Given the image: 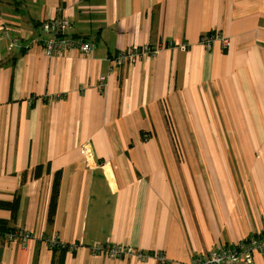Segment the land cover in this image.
Wrapping results in <instances>:
<instances>
[{"label": "crops", "instance_id": "0c3cea01", "mask_svg": "<svg viewBox=\"0 0 264 264\" xmlns=\"http://www.w3.org/2000/svg\"><path fill=\"white\" fill-rule=\"evenodd\" d=\"M58 17L91 57L47 54L41 23ZM215 32L228 49L203 44ZM168 43L99 90L113 55ZM208 115L222 126L204 135ZM176 139L197 166L177 163ZM262 234L264 0H0V264H161L109 246L190 264Z\"/></svg>", "mask_w": 264, "mask_h": 264}, {"label": "built area", "instance_id": "2783aa9c", "mask_svg": "<svg viewBox=\"0 0 264 264\" xmlns=\"http://www.w3.org/2000/svg\"><path fill=\"white\" fill-rule=\"evenodd\" d=\"M71 27L70 21L66 17H58L51 20H46L41 25V31L43 34L47 35V39H43L42 43L46 49V52L49 56L55 57L59 54H65L74 49H78L81 54L86 57H91L95 45L93 43L85 42L82 39H76L71 34L69 30ZM80 38V37H79ZM220 42L224 49L230 47V39L225 37L221 32H215L203 39V44L207 49H211L214 42ZM18 39H12L10 43V48L18 46ZM176 45L168 43L166 45H160L157 47H152L150 45H145L140 48H130L124 51L118 52L116 55H113L109 58V69L108 74H113L115 71L123 68L126 64L137 63L141 61L144 57L156 56L164 48L174 49ZM181 50L187 48L186 44L178 45ZM108 76L101 75L98 79V88L99 90H105L107 87ZM81 154L86 158L90 159L93 157V152L91 148H84L81 151ZM9 241H18L20 243H27L32 240V236L25 230H17L13 233L7 235ZM51 248H60L65 249L68 246L64 243L54 239L50 242ZM107 252L113 258L115 257H124L131 255H138L141 259H146L148 255L143 252H136L130 247L126 246H109ZM260 253L264 255V234L251 237L248 240L241 242L238 245H224L218 247L215 251L203 255L194 256L190 261V264H235L237 262L245 264H254L253 263V254ZM155 258L161 264H166L165 257L162 254H154L150 256Z\"/></svg>", "mask_w": 264, "mask_h": 264}, {"label": "rangeland", "instance_id": "374dc122", "mask_svg": "<svg viewBox=\"0 0 264 264\" xmlns=\"http://www.w3.org/2000/svg\"><path fill=\"white\" fill-rule=\"evenodd\" d=\"M208 122L205 123V125H203V134H207V131H209L210 134L212 133H216L218 130L221 129V124L215 122V117L214 115L209 116L208 115ZM191 131H189L190 133ZM173 142V144H172ZM226 145L230 144V141H223ZM210 143H214L213 139H210ZM173 145L176 147V150L180 151L181 153H183L182 156H179L177 154H175L176 157V161L179 164H188L190 167L193 166H197L198 164V155H197V148L196 146L193 144L192 140H184V139H176L171 141V146L174 149ZM84 146V145H83ZM175 152V151H174ZM225 152V162L228 161L230 162V156L227 155V151L226 149L224 150ZM231 166L226 164L225 168H224V181H228L229 183L233 182V174L231 172Z\"/></svg>", "mask_w": 264, "mask_h": 264}, {"label": "trees", "instance_id": "16d2710c", "mask_svg": "<svg viewBox=\"0 0 264 264\" xmlns=\"http://www.w3.org/2000/svg\"><path fill=\"white\" fill-rule=\"evenodd\" d=\"M43 23V22H42ZM42 23H41V25H42ZM71 28H72V26L70 27V30H69V34H71L74 38H76V39H82L83 37H77V36H74L72 33H71ZM84 40H85V42H88V43H92V42H90V41H88V40H86L85 38H83ZM74 50H77V51H79L78 49H74ZM109 75L110 74H108V77H109ZM54 207H55V199L53 200V206H52V210H54ZM6 231H9V230H6ZM6 231H1V234H3V233H5ZM9 232H12V231H9ZM52 249H55V250H60V248H52ZM148 256H154V254H148Z\"/></svg>", "mask_w": 264, "mask_h": 264}]
</instances>
